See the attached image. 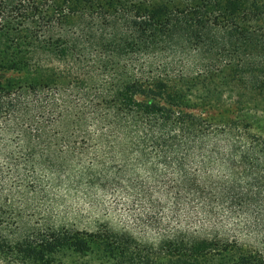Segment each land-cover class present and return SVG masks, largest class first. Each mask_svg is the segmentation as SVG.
Returning a JSON list of instances; mask_svg holds the SVG:
<instances>
[{
    "label": "trees",
    "instance_id": "16d2710c",
    "mask_svg": "<svg viewBox=\"0 0 264 264\" xmlns=\"http://www.w3.org/2000/svg\"><path fill=\"white\" fill-rule=\"evenodd\" d=\"M0 264H264V0H0Z\"/></svg>",
    "mask_w": 264,
    "mask_h": 264
},
{
    "label": "rangeland",
    "instance_id": "374dc122",
    "mask_svg": "<svg viewBox=\"0 0 264 264\" xmlns=\"http://www.w3.org/2000/svg\"><path fill=\"white\" fill-rule=\"evenodd\" d=\"M8 76V75H5ZM10 76V75H9ZM218 82H213L210 84L209 88H215L216 86L219 87V85L217 84ZM246 91V90H245ZM194 93V91H193ZM200 93H202L200 91ZM232 99L234 98V95L231 94L229 95ZM224 107H220L218 105H211V106H207L205 108H199L197 107L196 109H192L193 113L196 114H201L204 118H207L213 122H218V120L221 121H226L227 119H231L234 118L235 119V114L232 113V110L234 109V106L230 105L228 112H224L225 109H223ZM251 114L253 113V111L250 112ZM81 206V205H80ZM81 208V207H80ZM72 213H64L63 211H61V214L59 216V220L58 222H62L64 221L66 225L70 226L73 225L76 229H92L96 226H98V224H101L103 222H109V224L112 227H120L119 223L120 221H123V218L121 216H113V217H109V219H104L103 217L100 218L98 221L96 222L95 217L93 216L92 212H87L86 208L83 211H79L78 213L74 210H72Z\"/></svg>",
    "mask_w": 264,
    "mask_h": 264
}]
</instances>
